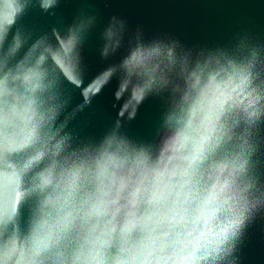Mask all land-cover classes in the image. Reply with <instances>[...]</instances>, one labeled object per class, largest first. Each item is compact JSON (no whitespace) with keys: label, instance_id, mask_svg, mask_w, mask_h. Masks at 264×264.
Segmentation results:
<instances>
[{"label":"clouds","instance_id":"obj_1","mask_svg":"<svg viewBox=\"0 0 264 264\" xmlns=\"http://www.w3.org/2000/svg\"><path fill=\"white\" fill-rule=\"evenodd\" d=\"M32 2L0 0V264H241L249 229L264 222V42L187 47L138 29L103 81L120 74L129 120L160 98L159 123L149 139L120 121L81 137L63 81L80 77L95 18L17 59ZM56 3L39 0L44 11ZM125 26L112 18L102 56Z\"/></svg>","mask_w":264,"mask_h":264},{"label":"water","instance_id":"obj_2","mask_svg":"<svg viewBox=\"0 0 264 264\" xmlns=\"http://www.w3.org/2000/svg\"><path fill=\"white\" fill-rule=\"evenodd\" d=\"M85 17L95 19L80 50L81 75L75 83L63 81L69 100L65 115L71 117L68 128L81 137L99 138L120 121L129 135L149 139L159 123L160 98L145 99L129 120L124 108L130 93L124 92L119 99L116 95L120 74L103 81L106 71L127 55L138 29L145 40L171 36L187 47L229 46L243 34L264 42V0H57L48 11L33 0L18 22L27 38L17 59L41 37L58 48L68 28ZM113 17L125 22L123 39L115 52L102 56L103 34ZM11 40L10 33L5 47ZM240 255L241 264H264V222L249 229Z\"/></svg>","mask_w":264,"mask_h":264}]
</instances>
